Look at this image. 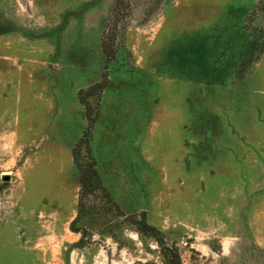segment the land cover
I'll use <instances>...</instances> for the list:
<instances>
[{
  "label": "rangeland",
  "instance_id": "rangeland-1",
  "mask_svg": "<svg viewBox=\"0 0 264 264\" xmlns=\"http://www.w3.org/2000/svg\"><path fill=\"white\" fill-rule=\"evenodd\" d=\"M116 1L0 0V264H264V0Z\"/></svg>",
  "mask_w": 264,
  "mask_h": 264
},
{
  "label": "trees",
  "instance_id": "trees-1",
  "mask_svg": "<svg viewBox=\"0 0 264 264\" xmlns=\"http://www.w3.org/2000/svg\"><path fill=\"white\" fill-rule=\"evenodd\" d=\"M120 1L121 0L116 1L115 7H118L120 5ZM102 46H103V49H106V42L105 41L102 42ZM85 107H87V115L89 116V123H90V126H92L94 121H95V117L90 118V114H89L90 113L89 112L90 111V105L88 103L85 104ZM84 141L86 144H89L90 137L87 136V134H86L85 139L84 138L81 139L80 142L74 146V151H73L74 159L77 163L79 170L82 172V174H81L82 175L81 176V188H84V187L98 188V187H101L100 186L101 180H100V177L98 175L96 168H94V164H95L94 161L92 160L90 162L91 163L90 166H86V167H82L81 163L78 161V154L77 153L79 152V150H81V146H83L82 143L84 144ZM136 223H137V230L139 232L146 233L147 235L155 237L157 242L160 243L161 245H163V241L160 238H158L155 228L151 225H148L144 218L137 221ZM164 249L169 250L168 248H165V246H164ZM175 259L176 260H174V261L169 260L167 263L168 264H181L177 254L175 256Z\"/></svg>",
  "mask_w": 264,
  "mask_h": 264
}]
</instances>
